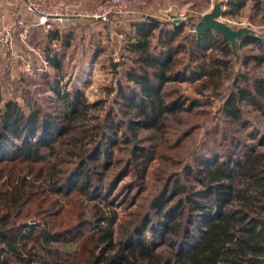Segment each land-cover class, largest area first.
Segmentation results:
<instances>
[{
	"label": "trees",
	"instance_id": "1",
	"mask_svg": "<svg viewBox=\"0 0 264 264\" xmlns=\"http://www.w3.org/2000/svg\"><path fill=\"white\" fill-rule=\"evenodd\" d=\"M248 1L230 0L231 8L226 13L236 15ZM251 1L256 9H262L264 0ZM132 26L134 31L125 45L132 54V65L125 72V85L120 81L117 92L128 108L125 113L134 112L130 118L132 127L160 129L166 114L190 110L201 104L198 99H190V105L184 107L186 98L167 100L163 87L168 82L199 81L200 94L221 96L232 66L233 52L228 41L211 30L201 34L182 33L184 22L144 19L132 22ZM156 30H159L158 43L153 46ZM33 31L44 35L41 41L48 42L44 48L45 60L59 70L73 31H63L59 27L49 32L42 28ZM53 40L59 43V50L52 47ZM247 44L263 48L264 37L247 36L239 41V47ZM250 56L243 64L249 63ZM240 79L244 84L233 87L223 105V111L234 121L242 119L243 102L264 112V79H254L250 83L245 73H241ZM47 82L65 106L61 119L41 108L30 105L24 108L17 100H8L0 106V264H62L63 254L76 256L80 250L81 242L77 239L85 235L81 230L85 225H90L93 231L88 239L94 246L88 249L86 243L82 245L91 264H136L141 259L158 264L159 252L155 250L159 242L176 248L177 264H264V151L252 148L244 157L222 161L216 154L210 158L207 155L197 157V166L189 173L191 180L201 186L196 189L191 185L183 186L188 192L186 200L190 204L187 206L195 213L190 223L183 225L180 219L185 214V204L167 213L173 193L164 188L155 213L148 215L140 227L126 231L121 246L114 249L113 226L117 214L110 209L113 207L109 200L110 190L94 182L86 160L82 161L79 177L69 181L70 190L61 188L60 170L47 159L55 151L56 141L68 131L69 125H63L62 120L72 123L77 116L86 117L90 105L80 90L60 92L53 80L48 78ZM109 125L108 132L112 133L118 126L115 121ZM111 134H103L105 141L99 143L92 160H99L103 152L107 153V144L112 143ZM257 136L258 133L252 131L249 138ZM138 149V159L146 171L150 153L145 147ZM36 164H41L40 168L46 173L41 182L39 178L30 177ZM27 168L29 171L25 172ZM15 169L17 172H13ZM74 190H78L84 200L94 199L98 206L102 203L95 219L86 218L83 205L77 221L69 217L45 219V214H52V205L59 202L51 195L67 196ZM36 198L37 208L45 203L51 207L39 211L44 213V216H36L42 218L41 222L30 224L31 210L27 217L21 216ZM147 231H152L154 236L147 235ZM54 242L61 246L53 248ZM101 244L113 248V253L105 254ZM97 249H101L100 252L97 253Z\"/></svg>",
	"mask_w": 264,
	"mask_h": 264
},
{
	"label": "rangeland",
	"instance_id": "2",
	"mask_svg": "<svg viewBox=\"0 0 264 264\" xmlns=\"http://www.w3.org/2000/svg\"><path fill=\"white\" fill-rule=\"evenodd\" d=\"M15 1L19 6L14 4ZM106 1L64 0L71 6L70 12L73 15H78L83 10L90 11L93 8L97 10L100 8L99 5ZM130 1L132 2L130 7L123 9L125 14L126 10L129 12L132 10V14L110 13L108 20L74 17L65 25H54L52 29L59 27L63 31L72 30L74 33L71 44L65 51L63 66L59 70L45 60L44 48L48 42L46 40L42 42L44 35L41 32L36 34L33 31L35 29L28 32L22 29L15 30L11 35V43L6 46L0 44V106L8 100H17L24 108L27 105L41 108L42 111L61 119L65 106L56 98L57 94L47 82L48 78L60 87V92L66 89L73 91L78 89L87 99L90 105L87 116H77L72 123L62 120L63 125H69L68 131L56 141L55 151L47 159L60 170L58 175L61 188H70L69 181L79 177L80 169L86 160L94 182L102 184L107 191L110 190L109 200L113 203L110 209H114L117 214L113 226L114 249L121 246L126 231L140 227L146 222L148 215L155 213L164 188L165 191L173 193L171 199L168 198L171 208L167 213L185 204L186 215L184 214L180 219L183 225H187L188 221L190 223L195 213L187 206L190 204L186 200L188 192L183 188L191 185L196 189L201 186L200 183L191 180L189 173L191 168L197 166L198 162L195 160L197 157L207 155L210 158L216 154L218 160L222 161L230 157L233 159L244 157L252 148L264 151V143L261 144V140L264 139L263 111L243 102L242 119L239 121L232 120L223 111L225 99L231 89L244 84L240 79L241 73L248 76L250 83H253L254 79H264V60L254 58V56L264 58V47L260 48L257 44L239 47V60L232 53L231 73L225 78L221 96L210 97L207 93L200 94L199 81L168 82L163 87L167 100L186 98L184 107L190 105L192 102L190 99H198L201 104L190 110L166 114L165 123L160 129L131 126L130 118L134 112L125 113L128 108L122 103L117 92L119 82L123 84L126 82L125 72L132 65L130 59L132 54L125 48L134 31L132 22L147 19L145 15H151L161 21L184 22L182 33L193 34L202 16L220 0ZM134 1L138 2L133 3ZM223 1H225V11L220 17L222 21L234 28L249 26L255 29L260 37H264V3L262 9L258 10L249 0L236 15H232L226 13L231 8L228 5L230 0ZM23 3L24 0H0L2 10L0 30L5 22L22 13L20 7ZM9 5H13V9L6 13ZM158 31L155 32L157 36L152 38L153 46L158 43ZM2 35L0 33V37ZM51 45L59 50V43L56 40L51 41ZM249 55H251L249 63L243 64ZM111 121L118 124L113 133L110 130L108 132ZM252 131L258 133L257 138H249ZM105 132L107 136L112 133L110 136L112 143L107 144V153L103 152L99 160H92L99 149V143L105 141L102 140ZM141 147L147 148L150 153L146 171L143 170V163L141 164V159L139 160L137 156L138 148ZM36 165L37 168L30 177L39 178L41 182L45 180L46 173L40 168L41 164ZM28 171L27 168L25 172ZM13 172H17V169ZM51 198L59 199L58 204L52 205V214L44 216L43 212H39L51 206L45 203L43 207L37 208L36 198L25 207L21 217L25 218L31 210V220L28 222L30 224L41 222L42 218L36 217L39 215H43L47 220L69 217L77 221L83 205L86 218L95 219L98 209L102 207V203L98 206L94 199L84 200L78 190L71 191L67 196L54 194ZM52 199L49 201L52 202ZM90 227V225L83 226L81 230L85 235L79 238L78 235L76 236L79 243L81 242L76 256L63 254L60 263L91 264L87 253L82 251L84 243L88 249L94 246L93 241L88 239L93 233ZM146 234L150 237L154 236L152 231H147ZM157 244L155 251L159 252L158 264H177L176 248L162 242ZM60 246L59 242H54L52 245L53 248ZM100 248L105 254L114 251L106 244H101ZM100 250L97 249V253ZM136 264L155 263L141 259Z\"/></svg>",
	"mask_w": 264,
	"mask_h": 264
},
{
	"label": "built area",
	"instance_id": "3",
	"mask_svg": "<svg viewBox=\"0 0 264 264\" xmlns=\"http://www.w3.org/2000/svg\"><path fill=\"white\" fill-rule=\"evenodd\" d=\"M15 1L14 4H18ZM138 2V1H136ZM135 1L133 3H136ZM130 0H107L106 3L99 5L100 8L95 10V8L89 10L80 11L78 15H73L70 12L71 6L64 0L58 1H35V0H24V3L21 5L22 13L13 18L11 21L4 23L0 33V44L6 46L11 43V35L15 30L22 29L24 31H31L36 28H43L46 32L50 31L54 25H65L71 22L74 17H86L92 19L103 18L107 19L108 14H125V9L131 5ZM9 10H6V13H9L13 9V5H9ZM19 6V5H17ZM102 10V12L100 11ZM0 12L2 10L0 9ZM126 14H132L133 11L126 10ZM151 15H145L149 19ZM108 20V19H107Z\"/></svg>",
	"mask_w": 264,
	"mask_h": 264
},
{
	"label": "water",
	"instance_id": "4",
	"mask_svg": "<svg viewBox=\"0 0 264 264\" xmlns=\"http://www.w3.org/2000/svg\"><path fill=\"white\" fill-rule=\"evenodd\" d=\"M224 5L225 1L223 0L216 2L213 5L212 9L209 12L205 13L202 16V19L196 24L195 32L197 34H201L208 30H211L217 35L221 36L223 39L229 42L231 49L234 55L236 56V59L239 60V41L247 36L259 37L261 35L255 29L249 26H241L238 28H234L228 23L222 21L220 17L225 11ZM149 19L158 20L153 16H149Z\"/></svg>",
	"mask_w": 264,
	"mask_h": 264
}]
</instances>
